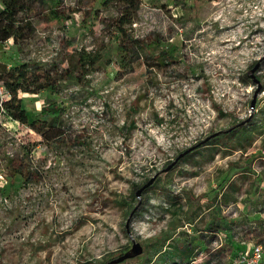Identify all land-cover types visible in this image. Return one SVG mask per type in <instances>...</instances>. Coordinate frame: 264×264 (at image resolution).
<instances>
[{
    "label": "rangeland",
    "instance_id": "rangeland-1",
    "mask_svg": "<svg viewBox=\"0 0 264 264\" xmlns=\"http://www.w3.org/2000/svg\"><path fill=\"white\" fill-rule=\"evenodd\" d=\"M140 1L138 56L103 0H63L64 24L31 13V35L0 44L7 68L99 56L83 81L18 92L30 119L64 107L62 140L0 115V264H105L133 240L142 253L117 264L187 245L175 264H234L233 243L264 246V0Z\"/></svg>",
    "mask_w": 264,
    "mask_h": 264
},
{
    "label": "trees",
    "instance_id": "trees-1",
    "mask_svg": "<svg viewBox=\"0 0 264 264\" xmlns=\"http://www.w3.org/2000/svg\"><path fill=\"white\" fill-rule=\"evenodd\" d=\"M2 3L3 8L0 9V44L9 39L16 43L29 37L34 31L31 13H42L47 20L59 21L64 24L70 18L71 14L75 12V9L65 5L63 0H2ZM102 5H113L116 7L117 13L115 16L101 18L100 20L105 28L119 34L121 46L131 56H138L146 46L150 45L147 39L134 38L126 30V25L134 21L140 9V0H103ZM98 58L99 56L97 54L80 49L70 55L67 67L52 65L49 69L44 70L28 63H21L7 68L0 60V82L9 92L8 99L3 102L5 114L22 124L28 125L47 142L62 140L65 138L62 130L64 107L55 101H49L42 106L38 117L30 119L18 92L37 93L41 90L52 89L57 83L68 77L83 81L85 80V75L94 66ZM157 62L158 65H161L163 58H160ZM150 66L153 65L150 64ZM20 166L17 172L27 177V174L24 175L25 170L23 166ZM225 224L224 217H218V220L214 221L212 227H209L208 232L215 235V232L226 228ZM202 236L208 242L212 240L208 233H203ZM233 247L234 258L243 248V245L233 243ZM188 248L189 245L183 246L175 252L167 250L166 248L159 250L155 254V258L164 253L168 255L166 257L161 255L160 258H163V262L155 264H175V260L182 258V250ZM178 253L180 254L179 256L177 255ZM212 255L214 254L208 256L207 262L212 260Z\"/></svg>",
    "mask_w": 264,
    "mask_h": 264
},
{
    "label": "built area",
    "instance_id": "built-area-1",
    "mask_svg": "<svg viewBox=\"0 0 264 264\" xmlns=\"http://www.w3.org/2000/svg\"><path fill=\"white\" fill-rule=\"evenodd\" d=\"M3 8L2 0H0V9ZM9 97V92L0 82V115L5 114L3 102ZM234 264H264V246L262 243L255 242L244 244L243 248L233 258Z\"/></svg>",
    "mask_w": 264,
    "mask_h": 264
},
{
    "label": "water",
    "instance_id": "water-1",
    "mask_svg": "<svg viewBox=\"0 0 264 264\" xmlns=\"http://www.w3.org/2000/svg\"><path fill=\"white\" fill-rule=\"evenodd\" d=\"M142 188H140L137 193H139V191L141 190ZM142 253V246L140 245V243L136 242L133 240L132 242V245H131V248L129 251L115 257V258H112L110 260H108L105 264H117V263H120L126 259H129V258H132V257H135L139 254Z\"/></svg>",
    "mask_w": 264,
    "mask_h": 264
}]
</instances>
